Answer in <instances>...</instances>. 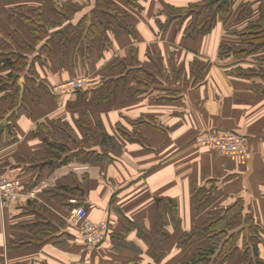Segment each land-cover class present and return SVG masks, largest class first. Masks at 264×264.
Segmentation results:
<instances>
[{
  "label": "crops",
  "instance_id": "crops-1",
  "mask_svg": "<svg viewBox=\"0 0 264 264\" xmlns=\"http://www.w3.org/2000/svg\"><path fill=\"white\" fill-rule=\"evenodd\" d=\"M97 1L0 0V28L11 36L17 30L25 33L29 26L12 15L26 8L43 12L48 36H56L95 10ZM198 1L202 0H140L141 11L117 2L128 14L132 33L110 35V48L102 52L96 44L84 54L73 47L66 51L59 47L60 36L43 47L45 39L28 56L35 74L34 95L24 101L28 109L18 115L10 88L0 92V175L20 179L24 190L9 208H0V264H187L209 243L202 237L181 247L182 236L204 224L216 209L223 218L214 225L216 232L231 235L242 229L241 224L228 226L234 221L229 215L232 207L237 210L236 221L249 216L264 228V78L237 76L236 68H252L253 56L236 62L220 57L222 43L239 39L228 29L258 24L263 38H256L261 46L255 53L259 63H264V0H232L226 6L234 18L229 23L237 19L235 24L220 23L205 37L186 39L177 23L160 32L156 23L160 8ZM242 4L251 11L239 17L236 11ZM5 42L9 43L0 34L1 50ZM3 59L0 77L7 80L13 68ZM117 59L126 60L135 70L154 67L157 59L164 68L157 69L161 75L157 88L165 86L167 91L162 92L179 95L154 97L149 93L155 85L149 89L140 81L137 87L130 75L111 104H97L104 84L123 76L124 60L114 62ZM195 60L206 65L197 68ZM175 63L184 66L183 84L170 83ZM26 76L28 72L19 75L20 93H26ZM76 77H88V89L56 97L53 87ZM88 117L114 136L122 151L108 152L110 161L95 164L62 162L64 158L57 155V141L65 140L61 127L66 123L79 141L86 142L82 124ZM39 127L56 137L55 149H46L40 137L34 136ZM209 130L238 132L248 140L250 156L231 157L198 144V136ZM73 186L74 193L65 192V187ZM71 200L86 207L92 222L108 223L107 238L97 249L88 251L78 231L65 223L74 206ZM228 208L230 212L224 214ZM161 210L169 237L156 241ZM239 241L243 246L244 240ZM254 245L258 261L264 264V235ZM244 258L226 264H247Z\"/></svg>",
  "mask_w": 264,
  "mask_h": 264
},
{
  "label": "trees",
  "instance_id": "trees-1",
  "mask_svg": "<svg viewBox=\"0 0 264 264\" xmlns=\"http://www.w3.org/2000/svg\"><path fill=\"white\" fill-rule=\"evenodd\" d=\"M117 2H122L123 4L138 11L143 10V6L141 5L140 0H109V4L111 5V7L113 6V9L115 10L113 13L111 9L109 11H99L97 6V9L93 10L90 14L83 16L76 26H68L64 30L60 31L56 36L51 37L48 36L49 29L47 28V26H49V23L48 21H46L43 12L29 11L26 8L20 9L18 11L14 10V15H12V17H19L26 25L29 26V28L26 29L25 33H22L21 30H17L16 35L14 34L12 36L6 32H3L0 28V34L5 37L10 43L9 44L5 42L3 44L2 52L0 53V55L4 54L3 51L5 48L10 49L9 53L4 56H0V59L5 58L2 62L6 66L13 68V71L8 74V80H14L16 77H18L19 73L25 74L29 66L28 56L34 54L36 52L37 46H39L41 44L40 42L45 39H47V42L43 47H47L50 44V41H55L60 36L59 47L64 48L65 51L66 49L73 47L74 49H79V51L84 54L86 52H91L92 50H94L96 44H98L100 49H102V52L110 48L112 46V36L110 35H123L124 33H132L133 26L131 24L128 25L126 22L128 14L122 12L117 7ZM104 5L108 4L105 2ZM228 10L229 8L226 5L219 6L218 3L212 4L210 3V0L190 2L187 5L181 7L173 4H168L165 7L159 9L158 14H156V23L161 33L169 31L170 28L175 23H177L180 31L184 32L186 39H194L210 35L215 27L220 23H223L225 26H231L235 24V21H237V19L229 23V21H232L234 18L231 17L232 15L228 13ZM250 11L251 9L248 5L242 4L236 11V15H238L239 17L247 16L249 15ZM112 19L116 21L117 27L114 26L115 23ZM247 29H250V26L244 28L245 35L247 36V39H245L246 42L244 44L250 45L257 43V47L251 45V49H247L246 47L241 49L239 55L236 56L238 60H247L250 56L256 58L257 53L255 52H258L261 46L258 43L259 38H256L258 36L263 38V33L261 31L259 33H247ZM229 32H234V29H228V33ZM15 37L19 38V40L21 41L20 44L23 47L15 41ZM249 38H251V40H248ZM222 46L223 43L220 46V49L222 48ZM222 50L223 48L221 49V53ZM222 56L223 55L221 54L220 57ZM120 60L124 59H117L114 62H119ZM199 62L200 61L195 60L193 64H196L197 68H203L204 65H206L205 63ZM243 62L244 61H242V63ZM121 67L123 70V76L112 78L104 84V93H102L100 95V98L96 101L97 104H111L112 98L118 93L119 86L122 81L125 80L126 77H130V75H132L133 73L132 71L135 70L134 67L130 66V64H128L126 60L122 62ZM125 71L128 72L126 75L124 74ZM27 81H29V79ZM9 88L11 90V102H13L14 107H19L18 115H21L28 109L24 107V101L28 99V96L30 97V94H32V92L31 90L26 89V93H20L21 89L18 85H16L14 89H11L10 86L7 87L6 85L0 84V92ZM82 90L76 91L74 94L81 93ZM17 101L20 102L17 103ZM21 104L22 106L20 107ZM23 109H25V111H23ZM64 124L69 129L68 131L61 129L65 133V135L66 132H71L74 134L73 130L66 123ZM82 126L86 130V141H89V138H87V134L89 132L92 133L93 137H97L96 145L100 146L101 149H103L104 153H98L97 150H93L91 149V147L89 150L86 149L85 152L77 149L76 151H73V156L75 158L69 159L71 152L69 153L67 149L65 150L62 147H57L58 154L61 156L63 155L62 158L64 159L62 162L67 163L72 160H78L86 164H95L99 162L110 161L111 157L109 156L108 152H114L118 154L122 151V146L120 145V143L115 139L114 136H111L100 123L96 124L98 130L95 132L92 131L93 128L88 123H83ZM40 128L43 127H39L38 130L34 132V136L40 137V140L42 141L44 147L46 146V149H55V145L49 142V139L47 137L42 136L41 133L38 134V132H42L39 131ZM84 145H86V142L84 143ZM81 156H83V158ZM64 190L68 193H74L76 189L73 186L65 187ZM71 196L73 199H75V195ZM13 202H11V204H13ZM216 210L218 211L220 209ZM229 210L230 208L226 209L224 214L230 212ZM215 211H212V216H209L208 214L209 217L204 224L196 225L193 230L187 232L182 236L179 243L181 247H184L193 241H199L202 237L205 238V240L209 243V246H203L202 250H199L195 255H193V257L190 259V261H188L187 264H196L197 262L202 264H226L230 261L241 258L242 256H245L244 261L247 264H262L260 261H258L257 255H255L257 253V248L256 245H254L256 243H259L262 240V236L264 235V228L260 226L258 221L249 216H246L245 219H240V221H236L239 219L234 215V221H232V223H229L228 226L232 227L233 223L235 224V226L241 224L240 228L242 229H239L238 232L231 235L224 234V232L221 230L220 232H216L213 230L214 225L217 223L219 224L223 219L222 217H220V214ZM163 218L164 213L161 210L159 212V231L158 235L155 237L156 241H161L162 237H164L165 239L169 237V233L164 229V227L166 226V224L168 225V223L166 219L163 220ZM241 239H243L244 241L243 246L241 245L240 247L239 240Z\"/></svg>",
  "mask_w": 264,
  "mask_h": 264
},
{
  "label": "rangeland",
  "instance_id": "rangeland-1",
  "mask_svg": "<svg viewBox=\"0 0 264 264\" xmlns=\"http://www.w3.org/2000/svg\"><path fill=\"white\" fill-rule=\"evenodd\" d=\"M105 2L108 5H104ZM97 6H98V10L99 11L100 10L101 11H109L110 9H111L112 13L115 11L113 9V6L111 7V5L109 4V0H100V1H97ZM95 9H97V8H95ZM228 13L232 14V9H229L228 10ZM113 22L115 23L114 26L117 27L116 21L113 20ZM234 31L236 32V36L239 39L236 40V42H234V41H226V42L223 43V46H222V48H223L222 55L223 56L222 57H225L226 58V57L229 56L230 58H232L236 62L238 60L236 56L239 55V53L241 52V49H243L244 47H246L247 49H251L250 48L251 45H253L254 47H257V43L250 44V45L244 44L246 42V40L245 41H243V40L244 39H247V36L245 35V32H244V28H240V29L235 28ZM246 31H247V33H259V26H258V24H256V25H253L252 24V25H250V29H247ZM248 40H251V38H249ZM12 49H14V48H12ZM1 52H2V50L0 49V53ZM9 52H10V49L5 48L4 51H3L4 54H1V55L4 56V55H6ZM262 57L264 58V56H262ZM258 59H259V56H256V58L255 57H252L251 58V60L254 62L252 64L253 65L252 68H248V69H243L241 67L240 68H236V70H235L236 74H238L239 72H241L237 76H240V77H257V78H259V77H261L263 75V77H261V78H264V63L263 62H260L259 63V60ZM30 60H29V62H30ZM155 62H157L158 64H156ZM161 65H162V63H161ZM234 65H236V63ZM31 67L28 66L27 71L25 72V73L28 72V76L25 77V82H24V85L23 86L26 89L31 90V92L33 93V89H31V84L35 81V78L32 77V76H35V74L33 73ZM183 67L184 66L177 65L176 63L173 65V71H171V73L174 76H173V79L170 80V83L171 84L174 83V82H179L180 84H183L184 83V79L186 77V74H185L186 72L183 69ZM157 69H164V68L162 66L160 68L159 67V61L157 59H155V61H154V67H150V68L148 67L146 69L133 70V71L131 70L133 72L132 75L135 77V86L137 85V87H139L140 86V81H141V83H146L148 85V88L149 89H151V87L153 85H155V87L153 88V90L149 93V94L153 95L154 97H159V96H165V97H167V96H177V95H179L176 91L171 92V93L170 92H167V93L166 92H162V91H167L166 88H165V86H164V88H161V87L160 88H157V85H159L160 79H161V75L157 72ZM148 71H151L155 75H148V74H150ZM245 72H246V74H245ZM127 73L128 72L125 71L124 74L126 75ZM22 74H24V73H22ZM19 75H20V73L18 74V77H16L14 80H11V81H9L8 79L7 80H4L2 77H0V84L6 85L7 87L10 86L11 89H14V87H16V85H18L17 83H18ZM149 77H151V78H149ZM28 79H29V81H27ZM72 79H75V78H71L69 80H72ZM66 81H68V80H66ZM88 82L91 83V81H90L89 78H88ZM62 83H64V82H61L59 84H62ZM197 83H199V82H197ZM39 84L42 85L41 83H39ZM196 84H193V86L196 85ZM56 86L53 87V93L56 95V97L58 96V98L59 97L60 98H63V97H66L67 95H69L71 93H75V92H72V91H68L66 93H62V94H65V95L56 94L55 93V90H54V88ZM88 87H87V89H88ZM84 89H83V91H84ZM87 89H85V90H87ZM90 112H93V110L91 108H90ZM90 114L92 115V113H90ZM86 123H88V124L91 125V127L93 128V130H92L93 132H95V131L98 130V127L96 126L97 122L95 120L91 119L90 117H88V119H86ZM43 129H45V131ZM43 129L42 128L39 129V131H42L40 133L41 134L44 133L45 134L44 136L49 139V142H51L53 145H56V143H55L56 142V137L50 135V132L48 130H46L45 127ZM61 129H64L65 131H68L69 130L67 126H62ZM123 130L125 131V133L129 134L130 136H134L133 132L129 131L128 129L123 128ZM207 134H214V135L235 134V135L239 136L240 138H243V139L246 140V142L248 143V146H249V151H250L249 152V155L247 157H244L242 155H231V154L220 153V152H218V151H216V150H214V149H212V148H210L208 146H205V147L211 149L212 151H214V152H216L218 154H225V155H229L231 157H240L241 159L242 158L247 159L250 156V154H251L250 144H249L248 140L246 138H244L243 136H241V134H239L238 132H235V131H211V130H209V131L203 132L201 135H207ZM61 135L64 136L65 140L62 139V138H61L62 140L59 139L57 141V145H58L59 148L62 147L65 150L67 149L69 153L71 152V155L69 156V159L70 158H72V159L75 158L73 156L74 155L73 154V151H76L77 149L80 150L82 148H86L87 150H89L90 147H91V149L97 150L98 153H104L103 152V149H101L100 146L96 145V139H97V137H93L92 136V133H90V132L87 134V138H89L88 139L89 141H86V145H84V143L82 141H79L76 138V136L73 133H71V132H69V133L66 132V135L67 136L65 135L64 132H61ZM88 143H89V145H88ZM110 154H113V153L111 152ZM57 155L59 156V159H62L63 156H61L59 154H57ZM81 157L83 158V156H81ZM208 191L211 192V188L208 187ZM231 210L232 211L230 212L229 215L232 216L233 219H234V215L237 214V212H235V211H237V210H235L233 207H232Z\"/></svg>",
  "mask_w": 264,
  "mask_h": 264
},
{
  "label": "built area",
  "instance_id": "built-area-1",
  "mask_svg": "<svg viewBox=\"0 0 264 264\" xmlns=\"http://www.w3.org/2000/svg\"><path fill=\"white\" fill-rule=\"evenodd\" d=\"M88 77H80L68 80L57 85L54 90L56 94L65 95L68 91L76 92L84 89L87 85ZM200 145L208 146L220 153L231 155H249V146L245 139L235 134L201 135L197 138ZM23 182L20 179H8L0 175V208L7 209L11 202L18 200L22 195ZM35 197V194H31ZM74 205L64 218L65 223L71 229L78 231L85 248L89 250L97 249L107 238L109 226L106 221L94 223L88 217V210L84 206L78 205L76 200H71Z\"/></svg>",
  "mask_w": 264,
  "mask_h": 264
},
{
  "label": "water",
  "instance_id": "water-1",
  "mask_svg": "<svg viewBox=\"0 0 264 264\" xmlns=\"http://www.w3.org/2000/svg\"><path fill=\"white\" fill-rule=\"evenodd\" d=\"M231 1L232 0H210V3L214 4V3H218L219 6H230L231 5Z\"/></svg>",
  "mask_w": 264,
  "mask_h": 264
}]
</instances>
